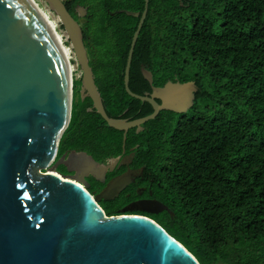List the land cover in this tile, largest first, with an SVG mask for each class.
Returning <instances> with one entry per match:
<instances>
[{
  "label": "trees",
  "instance_id": "1",
  "mask_svg": "<svg viewBox=\"0 0 264 264\" xmlns=\"http://www.w3.org/2000/svg\"><path fill=\"white\" fill-rule=\"evenodd\" d=\"M64 2L82 23L106 113L129 120L151 114L152 105L124 86L139 18L119 12H143L145 0ZM80 5L85 17L76 13ZM144 67L154 86L191 80L198 90L187 112L162 110L139 132L127 131L124 153L133 154V168H143L149 189L172 215L127 214L156 221L200 264H264V0H149L129 73V87L140 95L151 91ZM76 88L80 80L73 97ZM91 107L90 98L73 100L56 160L70 151L98 163L123 154V131ZM122 198L119 208L129 201ZM103 205L106 215L120 214Z\"/></svg>",
  "mask_w": 264,
  "mask_h": 264
},
{
  "label": "water",
  "instance_id": "2",
  "mask_svg": "<svg viewBox=\"0 0 264 264\" xmlns=\"http://www.w3.org/2000/svg\"><path fill=\"white\" fill-rule=\"evenodd\" d=\"M43 1L59 18L80 67L81 99L90 98V109L109 127L123 131V153L129 129L139 132L162 110L185 113L193 106L195 81L168 80L154 86L151 71L144 67L151 91L140 95L129 87L130 64L149 0L143 12L119 10L139 18L125 65L126 92L153 108L134 120L106 113L80 22L64 0ZM85 12L76 7L79 17ZM73 91L60 45L30 1L0 0V264H200L156 221L127 214L172 215L162 202L131 203L119 215H106L98 202L119 196L132 181L128 171L107 182L97 196L87 191L85 176L91 173L105 182L107 168L87 153L73 151L88 162L89 170L68 176L57 172L59 163L76 170L68 166L65 154L56 160L72 115Z\"/></svg>",
  "mask_w": 264,
  "mask_h": 264
},
{
  "label": "flooded vegetation",
  "instance_id": "3",
  "mask_svg": "<svg viewBox=\"0 0 264 264\" xmlns=\"http://www.w3.org/2000/svg\"><path fill=\"white\" fill-rule=\"evenodd\" d=\"M65 1H68V0H65ZM82 7L86 9V12L84 15L85 17L87 15V8L85 6H82ZM80 24L82 25V23ZM65 155H66L68 166H71V168L76 169V170H73L72 172L68 171V173L65 174L66 176L75 175L77 170H89L88 162L84 158L78 156L77 154H74L73 151H70L66 153ZM117 157H120L117 162L112 160V161H105L104 163H99V164H103V166L107 168V172L105 174V182H101L97 180L91 175V173H88V175L85 176L87 182L89 183L88 184L89 186L87 187V191L90 192L92 196H97L103 190L107 182L119 177L120 175L128 171V173H130L132 181L130 182L129 185H127V187L123 191L120 192L118 196V197H123V194L125 193V197L129 199V201L126 203V206L130 205L131 203L133 204L136 202H141V201L143 202V201H149V200H158L162 202L161 200L156 198L153 195V192L149 189L148 185L150 184V182L147 179V176L145 175V173L143 172L144 171L143 168H133L132 166L133 154L123 153L122 155L117 156ZM115 158H110V159H115ZM91 180L93 181V183ZM133 190L137 192V196L132 194L131 191ZM147 191H148V194L146 193ZM102 201H105V200H100L98 203L101 204ZM121 209H119L118 211L120 212ZM145 213H148V212H145Z\"/></svg>",
  "mask_w": 264,
  "mask_h": 264
},
{
  "label": "bare ground",
  "instance_id": "4",
  "mask_svg": "<svg viewBox=\"0 0 264 264\" xmlns=\"http://www.w3.org/2000/svg\"><path fill=\"white\" fill-rule=\"evenodd\" d=\"M32 7L35 9V11L38 13V15L41 17V19L44 21L58 44L60 45L66 67H67V73L68 76L70 77V82L73 83L74 76H76L74 73L76 72L75 70V65L73 63L74 57L72 50L70 46H68L63 39L62 34L58 32V27H59V18L57 15L52 13L51 10L47 9V6L42 7L40 3H38L37 0H29ZM46 5V4H45ZM77 68V66H76ZM78 74V73H77Z\"/></svg>",
  "mask_w": 264,
  "mask_h": 264
},
{
  "label": "rangeland",
  "instance_id": "5",
  "mask_svg": "<svg viewBox=\"0 0 264 264\" xmlns=\"http://www.w3.org/2000/svg\"><path fill=\"white\" fill-rule=\"evenodd\" d=\"M37 1H38V3L41 4L42 7H44V6H47V7H48V5H47L43 0H37ZM64 1H65V0H64ZM45 4H46V5H45ZM47 9L50 10L49 7H48ZM52 13H54V12H52ZM54 15H55V13H54ZM82 21H83V20H82ZM58 32H59L60 34H63V35L65 36V42H66V44H67L68 46H70L69 41H66V33H65L63 27L61 26L60 22H59ZM73 56H74V55H73ZM73 63H74V65H75V70H76V72L74 73L76 76H74V80H73V82H75L76 80H79V79H80V77H81V71H80V67H79L78 64H77V61H76L75 57H74V61H73ZM76 66H77V68H76ZM77 73H78V74H77ZM73 88H74V83H73ZM78 91H79V89L76 88V93H75V96H74L75 98L73 97V100H75L76 98L78 99V96H80ZM59 166H63V167L66 168V170H68V167H67L66 164L59 163L58 166H57V168H58ZM69 167H71V166H69ZM74 169H75V168H74ZM68 171H69V170H68ZM70 172H72V171H70ZM91 181H92V180H91ZM92 183H93V181H92ZM121 199H123V198H122V197H117V198H114V199H108V200H105V205H103V206H104L105 208H107V209H108V207H113V208L118 207V206L120 205L119 202L121 201ZM109 201H112V204L109 203ZM125 206H126V204H125ZM123 207H124V205H123L121 208H123ZM121 208L118 207V210L121 209ZM169 226H170V225H169ZM170 228H172V227L170 226Z\"/></svg>",
  "mask_w": 264,
  "mask_h": 264
},
{
  "label": "built area",
  "instance_id": "6",
  "mask_svg": "<svg viewBox=\"0 0 264 264\" xmlns=\"http://www.w3.org/2000/svg\"><path fill=\"white\" fill-rule=\"evenodd\" d=\"M62 36H63V39H64V42H65V36L62 34ZM66 41H69L68 40V37H67V35H66ZM66 43V42H65ZM70 48H71V46H70ZM72 50V49H71ZM72 53H73V51H72ZM74 55V54H73ZM74 57V56H73ZM74 80V79H73ZM74 83V82H73ZM73 83H72V86H73Z\"/></svg>",
  "mask_w": 264,
  "mask_h": 264
}]
</instances>
